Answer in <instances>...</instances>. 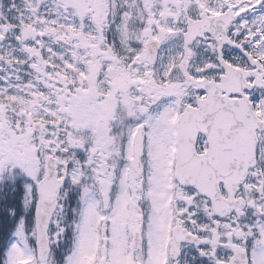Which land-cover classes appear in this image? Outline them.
Returning <instances> with one entry per match:
<instances>
[{
    "label": "snow or ice",
    "instance_id": "snow-or-ice-1",
    "mask_svg": "<svg viewBox=\"0 0 264 264\" xmlns=\"http://www.w3.org/2000/svg\"><path fill=\"white\" fill-rule=\"evenodd\" d=\"M0 264H264V0H0Z\"/></svg>",
    "mask_w": 264,
    "mask_h": 264
}]
</instances>
